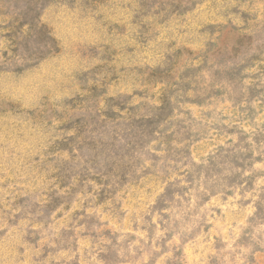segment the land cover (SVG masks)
I'll use <instances>...</instances> for the list:
<instances>
[{"label":"rangeland","instance_id":"374dc122","mask_svg":"<svg viewBox=\"0 0 264 264\" xmlns=\"http://www.w3.org/2000/svg\"><path fill=\"white\" fill-rule=\"evenodd\" d=\"M0 264H264V0H0Z\"/></svg>","mask_w":264,"mask_h":264}]
</instances>
